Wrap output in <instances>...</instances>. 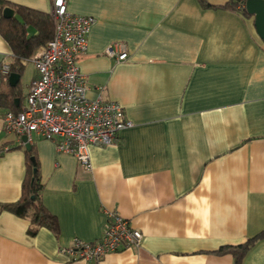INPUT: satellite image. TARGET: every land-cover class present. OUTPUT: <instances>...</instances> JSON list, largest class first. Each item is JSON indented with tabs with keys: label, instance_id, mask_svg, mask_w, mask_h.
Wrapping results in <instances>:
<instances>
[{
	"label": "crops",
	"instance_id": "obj_1",
	"mask_svg": "<svg viewBox=\"0 0 264 264\" xmlns=\"http://www.w3.org/2000/svg\"><path fill=\"white\" fill-rule=\"evenodd\" d=\"M7 1L51 7V0ZM202 1L68 0L69 11L94 18L77 62L86 96L117 100L133 126L111 145L89 146L90 171L33 138L43 203L59 233L41 227L31 235L28 219L0 212V264H233L216 251L264 230V42L253 16L220 7L226 0ZM115 42L125 44L123 61L105 55ZM10 58L0 36V85ZM37 76L27 61L22 106ZM20 144L0 112V203L20 196ZM111 210L141 231L138 248L89 261L59 252L74 237L98 239ZM243 264H264V239Z\"/></svg>",
	"mask_w": 264,
	"mask_h": 264
},
{
	"label": "built area",
	"instance_id": "obj_2",
	"mask_svg": "<svg viewBox=\"0 0 264 264\" xmlns=\"http://www.w3.org/2000/svg\"><path fill=\"white\" fill-rule=\"evenodd\" d=\"M68 0H51L53 37L27 61L38 76L28 87L25 104L20 111L7 110L2 115L5 129L19 140L23 135L32 143L35 136L53 142L59 153L69 154L86 170L92 168L89 146H107L116 142L119 133L133 126L126 118L120 102L86 96L87 83L79 71L78 60L86 52L87 34L94 18L68 10ZM105 55L123 61L127 57L125 44L115 42L105 49ZM10 60L1 64L7 73ZM143 235L117 211L106 212L101 236L94 241L74 237L59 252L71 261L99 260L108 253L138 248Z\"/></svg>",
	"mask_w": 264,
	"mask_h": 264
},
{
	"label": "trees",
	"instance_id": "obj_3",
	"mask_svg": "<svg viewBox=\"0 0 264 264\" xmlns=\"http://www.w3.org/2000/svg\"><path fill=\"white\" fill-rule=\"evenodd\" d=\"M201 2H204L201 0ZM246 0H226L222 8L239 11L243 16L251 18L245 9ZM210 6L207 3H203ZM9 7L13 10L10 17H3L2 11ZM54 32L53 18L50 13H44L29 7L0 0V36L11 50L9 71L4 73V84L0 85V112H13L22 109L24 95L19 82L13 87L7 85V77L11 72L21 74L27 59L39 47H43L52 39ZM26 98V97H25ZM18 100V103L15 102ZM23 148L22 144L16 148ZM25 156V175L21 183L19 198L13 202L0 203V212L8 211L18 217L26 218L31 226L28 233L35 235L39 228L49 229L55 236L59 233V224L43 203L44 185L40 175V165L34 144L23 148ZM264 239V230L249 237L241 244L225 245L216 252L232 256L233 264H243L244 258L256 244Z\"/></svg>",
	"mask_w": 264,
	"mask_h": 264
},
{
	"label": "water",
	"instance_id": "obj_4",
	"mask_svg": "<svg viewBox=\"0 0 264 264\" xmlns=\"http://www.w3.org/2000/svg\"><path fill=\"white\" fill-rule=\"evenodd\" d=\"M246 11L254 17V27L259 38L264 42V0H246ZM13 14V10L6 7L2 11L3 17H10ZM19 80V74L11 72L8 76V82L10 86H15ZM21 142L25 148L29 149L30 144L26 142V136L21 137Z\"/></svg>",
	"mask_w": 264,
	"mask_h": 264
},
{
	"label": "rangeland",
	"instance_id": "obj_5",
	"mask_svg": "<svg viewBox=\"0 0 264 264\" xmlns=\"http://www.w3.org/2000/svg\"><path fill=\"white\" fill-rule=\"evenodd\" d=\"M27 75H28V69L25 70V72L23 73L22 77H27ZM22 83L25 84L24 80H22ZM24 90H26V86L25 85H24Z\"/></svg>",
	"mask_w": 264,
	"mask_h": 264
}]
</instances>
